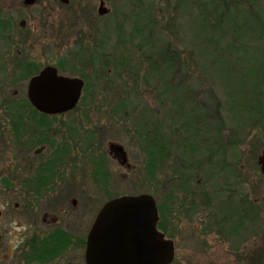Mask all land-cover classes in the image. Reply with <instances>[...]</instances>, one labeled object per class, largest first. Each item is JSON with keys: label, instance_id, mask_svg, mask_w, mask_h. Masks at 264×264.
<instances>
[{"label": "rangeland", "instance_id": "obj_1", "mask_svg": "<svg viewBox=\"0 0 264 264\" xmlns=\"http://www.w3.org/2000/svg\"><path fill=\"white\" fill-rule=\"evenodd\" d=\"M99 1L37 0L31 8H27L23 0H0V7L6 12L10 9L15 16L16 31L29 32L24 47L41 58L45 56L50 63H54L58 56L68 57H64L66 68H62L61 73L69 76L76 73L87 79L85 87L88 89L83 94L93 97L95 102L88 104L89 113L86 115H89V119L80 120L79 123L84 128H100L96 146L100 140L101 143L121 142L129 160L124 167L109 160L110 164L118 167L117 171H112L108 176L109 189L125 194L150 193L158 204L171 183L180 177L178 164L181 162L174 159V153L164 160L156 178H149L145 171L144 143L133 127L134 112L157 106L153 88L156 85L151 78L148 84L145 82L141 85L136 79L147 72L144 53L147 45L151 46L150 51L157 62L162 61L161 56L158 58L159 52L161 55L169 49L175 50V55L186 61L192 46L198 47L199 38L195 36V32L192 33L193 24L189 22L187 0H104V5L108 8L104 14L97 11ZM259 2L264 7V0H257L258 4ZM23 18L26 23L18 28V23ZM135 23L145 27L144 34L149 31L147 40H140L141 35L135 34ZM94 50H97V59L93 60L90 53ZM174 62L177 64L178 61L175 59ZM262 72L264 73V69L260 75ZM180 75L183 80L187 79V75L197 76L200 81L197 90L214 88L218 97L215 99L217 104L213 106V113L217 116L225 114L224 91L220 86L211 80L205 82L200 71H180ZM230 81L225 84L233 89L248 90L253 82L249 80L240 86L238 77H231ZM254 83V88L263 90L259 97L264 103V79ZM14 91H17L19 97L25 94V86H0V97L10 96ZM238 97L235 94V98ZM124 101L127 103H123L122 109L114 113L113 106L117 108V104ZM3 104L0 98V110L12 112L6 104L2 107ZM84 104L80 103L75 110L81 112ZM166 104H162L161 113ZM236 108L239 109L238 106ZM71 113L66 117L74 116ZM249 124L239 134L232 131V124L223 126L221 143L207 142L212 152L202 158H205L203 167L196 169L195 175L187 179V191L176 190L173 186L175 192L168 199L167 207L169 231L165 235L174 244L172 264L263 263L264 174L257 157L264 151V134L258 129V121L251 119ZM105 147L107 150L106 145ZM219 155L221 162L234 164L229 176L232 191L231 194L225 193V196H233L234 200L227 208L208 198L213 193V186L219 185L220 189L226 186L218 175L219 162L214 166L216 179L204 180L205 166ZM86 165L85 161H81L75 173L79 176L89 175L90 168ZM168 176L170 177L167 178ZM95 190L99 191L97 188ZM104 199L95 198L94 207L98 208ZM240 200H243L247 208V213L243 215ZM234 220H239L241 224L235 226Z\"/></svg>", "mask_w": 264, "mask_h": 264}, {"label": "flooded vegetation", "instance_id": "obj_2", "mask_svg": "<svg viewBox=\"0 0 264 264\" xmlns=\"http://www.w3.org/2000/svg\"><path fill=\"white\" fill-rule=\"evenodd\" d=\"M9 10L0 7V86L23 84L25 94L0 97L12 110H0V264H87V236L97 212L107 200L125 194L109 189L108 176L118 170L109 160L124 167L127 151L119 141L100 140L98 148L100 128L79 123L89 119L88 104L95 102L83 94L85 77L65 75L83 80L70 109L46 112L33 104L28 93L32 77L47 66L64 75L65 56L50 63L24 47L29 32L16 31ZM25 23L21 19L18 28ZM90 55L97 59V50ZM82 102L83 110L77 112ZM71 112L74 116L66 117ZM81 161L90 168L89 175L75 173ZM102 197L94 207L95 198Z\"/></svg>", "mask_w": 264, "mask_h": 264}, {"label": "trees", "instance_id": "obj_3", "mask_svg": "<svg viewBox=\"0 0 264 264\" xmlns=\"http://www.w3.org/2000/svg\"><path fill=\"white\" fill-rule=\"evenodd\" d=\"M187 13L189 22L193 24L192 33L195 32V36L199 38L198 47L192 46L186 61L175 55V50L169 49L161 55L159 52L158 58L161 56L162 61L157 62V58L150 51L151 46L147 45L144 52L147 72L136 79L140 85L145 82L148 84V80L154 79L156 85L153 88L157 106L154 109L141 108L134 112L133 127L144 143L145 171L149 178H156L164 160L174 153V159L181 162L178 164L180 177L171 183V187L165 191L161 202L157 204L158 228L166 236L169 231L168 199L175 192V188L187 191V179L195 175L196 169L203 167L205 158H202L212 152L207 142L221 143L220 133L225 125L232 124V131L235 133L243 132L251 119L260 123L258 129L264 134V103L259 97L263 90L253 87L256 86L255 81L264 79V73L260 75L264 68H259L264 66V7H261L257 0H187ZM134 27L135 34L141 35L140 40L149 38L148 30L147 34L143 33L144 26L135 23ZM193 70L200 71L204 81L211 80L223 89L224 115L217 116L213 113V106L217 104L215 99L218 97L214 88L197 90L200 85L197 76L187 75V79L183 80L180 75V71L189 73ZM231 77H238L240 86L249 80L253 82L249 90L233 89L225 84L231 82ZM87 89L88 87H85L84 90ZM235 94L239 97L235 98ZM123 103L127 101L118 103L117 108L113 106V110L120 111ZM163 103L167 104L161 113ZM210 158L209 155V160ZM218 162V175L226 186L222 189L219 185L213 186V193L208 198L211 202L215 200L227 208L234 200L233 196H225V193L231 194L232 191L229 176L234 164L221 162L220 155L214 160L211 159L204 168V180L216 179L214 166ZM242 201L240 200L241 215L247 213ZM233 222L235 226L241 224L239 220Z\"/></svg>", "mask_w": 264, "mask_h": 264}, {"label": "water", "instance_id": "obj_4", "mask_svg": "<svg viewBox=\"0 0 264 264\" xmlns=\"http://www.w3.org/2000/svg\"><path fill=\"white\" fill-rule=\"evenodd\" d=\"M36 1L23 0L26 5ZM97 11H107L103 0ZM82 87L81 78L58 75L54 67L47 66L32 77L28 93L37 108L58 112L73 107ZM257 162L264 174V151ZM158 219L156 200L150 193L124 194L107 200L87 236V264H170L174 244L158 229Z\"/></svg>", "mask_w": 264, "mask_h": 264}]
</instances>
